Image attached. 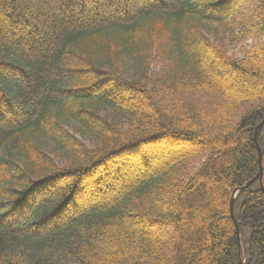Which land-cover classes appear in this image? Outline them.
<instances>
[{
	"label": "trees",
	"instance_id": "1",
	"mask_svg": "<svg viewBox=\"0 0 264 264\" xmlns=\"http://www.w3.org/2000/svg\"><path fill=\"white\" fill-rule=\"evenodd\" d=\"M24 1L0 0L9 29L31 24L0 29V264H264L259 181L230 210L259 171L264 0ZM169 142L185 147L75 206L120 153ZM257 142L264 170V126Z\"/></svg>",
	"mask_w": 264,
	"mask_h": 264
},
{
	"label": "rangeland",
	"instance_id": "2",
	"mask_svg": "<svg viewBox=\"0 0 264 264\" xmlns=\"http://www.w3.org/2000/svg\"><path fill=\"white\" fill-rule=\"evenodd\" d=\"M30 1H32V2H30V6H28V3H27L28 0L27 1L25 0L24 2L27 3V6H28L30 12H33V13L36 12V11H38V10L40 12V10H42V9L45 8L47 2H50V0H45V1L44 0L43 1H40V0H30ZM69 1L74 2V1H77V0H69ZM92 2H97V4H100V3H103L104 0H93ZM111 3H112L111 6H110V4H109V6L110 7H114L117 4V0H113V2H111ZM24 6H25L24 4H21L20 5V7H22V8ZM109 6L107 8H103L102 7V9L105 10L106 14H107V11L109 10ZM2 7H3V4H1V2H0V8H2ZM64 8H65V12H67V13H70L71 11H73L70 6L64 7ZM26 9H27V7H26ZM58 12L59 11L56 8V9H53L51 13H52V15H55ZM82 17H84V15H82ZM4 18L5 17H3V15L0 13V29H2V32H3L4 36H5V39H7L9 41H10V39L12 40L13 38L15 39V38L19 37L18 34H12V33L16 32V31L18 32L21 29H23L24 32H28L27 30L28 29L29 30L31 29V24L30 25H26L23 22L18 23V25H16V26L15 25L12 26V27L10 26L11 29H9L8 28L9 25L7 24V19L5 18V20H4ZM31 21H33L34 24L36 23V21L34 19L31 20ZM47 24L48 25H52V24H55V22L54 21H52L50 23L47 22ZM47 24L46 23H43V24L41 23V28H42L41 34L39 33L34 38L37 49L43 48V47H45L47 45V43L42 42V39H45V41H46V39L48 38L47 35L45 36L43 34V32H44L43 29H44V27L47 26ZM56 25H58V23ZM26 44H27L28 47H31V44L29 42L26 43ZM228 55L231 56V57H234V58H238L240 60L243 57V53H241L238 50L237 47L235 49H234V47H230L228 49ZM210 66H211V69H213L214 71L219 72V73L221 72V67L222 66L218 65V63L212 61ZM0 70H2L4 72V70H6V68L5 67L2 68L0 66ZM222 70H224L223 67H222ZM226 75L231 78V75L230 74L226 73ZM16 77H18V76H12L11 75L10 78L11 79H14ZM240 84L235 85V83H234V86L233 87L235 89H237V90L238 89H244L245 88L244 87L245 84L244 83H240ZM136 100L137 99H131L130 102L133 103L135 106H137L135 109L137 110L138 113H140V111H142L145 107L143 106V102L142 101H140L139 105L136 104ZM252 105H253V102H247L246 105H243V106L240 107L239 112H244L248 108L250 109V106H252ZM78 138L80 139V141H82L84 143L85 146H89V147H92L93 146L91 144V141L89 139L82 138L80 136ZM178 144H172L171 142H169L166 145H162V146H159V145L156 146L155 145V147L152 148L150 151L149 150L146 151L147 153L140 152V154H136V156H134V157H131V154H130L129 157L124 158L125 155L120 153V155L118 156L119 159H116V163L115 164H111L110 165V167H109L110 169L108 171L107 170L106 171L104 170L105 171L104 172L103 169H102V170L97 171L96 174H94V177L97 176V175H101V174L103 176H105V178L102 179V183H101V186L102 187H104V184H105V188H104L103 195H100V194H98V193H96L94 191V193L90 194L89 196L87 195L88 197H84L83 199L79 200L77 202V205H75V206L82 205V203H84V204L86 203V204L91 205L93 203H98V202L102 201L107 195H109V192L112 191L110 189H113L114 190L115 188H117L121 184L122 181H125V179H129V177H130L129 176V173L131 171L135 172V174H138V173L143 172L145 170V168L147 167L146 164H148V159L151 162V160H153V159L156 160V158L158 156H162V155H165L167 153H171L173 151H177L178 149H182L183 147H185V146H183L185 144H183L182 146L181 145L179 146ZM258 147H259V145H258ZM259 149H260V147H259ZM260 151H261V149H260ZM122 155H124V156H122ZM59 165L62 166V167H65L66 164L64 162H61V164H59ZM118 166H120V167H119V169L117 171L120 172V173H118V174L111 173L113 171V169L116 168V167H118ZM104 167L105 166H103L102 168H104ZM110 170H111V172H110ZM263 173H264V170H263ZM94 177L91 176L90 179L86 180V183H89L90 182L92 184L91 180ZM257 181H258V179H257ZM108 186L110 187V189H109ZM263 187H264V178H263ZM26 217H27V215L25 217H23V220Z\"/></svg>",
	"mask_w": 264,
	"mask_h": 264
},
{
	"label": "water",
	"instance_id": "3",
	"mask_svg": "<svg viewBox=\"0 0 264 264\" xmlns=\"http://www.w3.org/2000/svg\"><path fill=\"white\" fill-rule=\"evenodd\" d=\"M264 126V120H262L255 128L254 130V135H253V142H254V145H255V148H256V151H257V154H258V166H259V171H258V174L256 175L255 179L252 181V182H249L247 183L243 188H239L238 190H235L233 192V195H232V198L230 200V210H231V213L233 212V201H234V198L235 196L241 192V191H244L248 186H250L255 180L258 179V181L261 183V180H262V176H263V167H262V154H261V151L258 147V143H257V133L258 131L261 129V127ZM260 189H261V192L263 193V188L262 186H260ZM242 264V263H240Z\"/></svg>",
	"mask_w": 264,
	"mask_h": 264
},
{
	"label": "bare ground",
	"instance_id": "4",
	"mask_svg": "<svg viewBox=\"0 0 264 264\" xmlns=\"http://www.w3.org/2000/svg\"><path fill=\"white\" fill-rule=\"evenodd\" d=\"M238 230V229H237ZM238 232V231H237Z\"/></svg>",
	"mask_w": 264,
	"mask_h": 264
}]
</instances>
